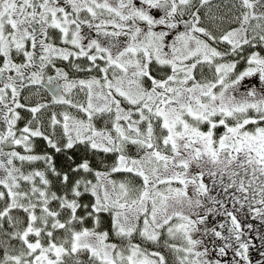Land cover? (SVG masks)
<instances>
[{
	"label": "snow or ice",
	"instance_id": "obj_1",
	"mask_svg": "<svg viewBox=\"0 0 264 264\" xmlns=\"http://www.w3.org/2000/svg\"><path fill=\"white\" fill-rule=\"evenodd\" d=\"M198 3L0 0V118L7 125L0 132V186L6 190L0 191V222L7 219L12 231L5 235L20 245H3L0 264H170V258L172 264H250L252 241L242 238L236 213L246 208L252 219L264 222V54L255 50H264V11H254L257 5L264 9V2L234 0L238 27L219 34L202 26L200 8L209 0ZM84 26L96 38L82 34ZM49 29L58 30L66 47L46 42ZM28 41L33 49L39 44L38 65ZM13 52L24 62L14 63ZM56 60L90 75L69 79ZM49 67L55 76L45 81ZM13 71L16 77H5ZM253 78L258 86L245 87ZM25 81L44 84L52 103L68 105L86 119L65 111L61 121L53 113L52 135L62 127L58 139L33 121L17 129L15 109L24 107L17 84L26 87ZM76 89L85 102L70 98ZM45 107L27 110L35 120ZM104 115L105 127L97 128L94 118ZM37 137L55 153L79 144L115 158L109 169L95 171V182L72 180L70 173H93L88 160L61 175L52 155L31 154ZM130 145L135 156L127 154ZM21 146L25 154L16 150ZM39 160L46 171L22 170ZM46 172L57 178L59 191L52 190ZM116 173L130 176L116 180ZM206 178L222 189L223 201L211 195ZM13 210L24 217L13 216ZM213 216L225 221L208 227Z\"/></svg>",
	"mask_w": 264,
	"mask_h": 264
},
{
	"label": "flooded vegetation",
	"instance_id": "obj_2",
	"mask_svg": "<svg viewBox=\"0 0 264 264\" xmlns=\"http://www.w3.org/2000/svg\"><path fill=\"white\" fill-rule=\"evenodd\" d=\"M58 2H59V0H58ZM195 2L197 4V7H199L198 0H195ZM262 2H264V0H262ZM137 3H138V0H137ZM233 3H234V0H209L208 4H206L202 8H200L199 14L201 16L202 26L210 27L211 29L215 30L217 32V34H219V32L223 29H230V28L238 27V24L233 22L234 15L236 14L235 9L232 8ZM254 11H264V9L259 8V6L257 5V7L254 9ZM153 13L156 16H158V14L162 15V13L159 12L158 10H153ZM185 19H188V17L186 16ZM157 30H159V29H157ZM89 33L91 35H93L95 32L92 31ZM39 38H42V37H39ZM31 45H32L31 41L26 42V49L28 51H31L34 53V59L36 60V64L38 65L40 63L38 56H39V54H41V49L39 47V44H37L35 49H33ZM255 50L262 51V54H264V50H261L259 48L255 49ZM248 51L250 52V51H252V49H248ZM12 55H13V62L14 63L19 64V63L24 62V57L22 55L17 56L15 54V52H13ZM76 63H80L79 60L76 61ZM2 65H3V58L0 57V66H2ZM240 67L242 68L243 64H241ZM34 70H37L35 66L31 70H28V72L34 71ZM207 70L208 69L205 67L204 71H207ZM28 72H26V74H28ZM77 73L78 72L70 70V74L73 76H75ZM205 74L208 76L211 75L210 72L205 73ZM9 75L16 77V73L14 71L5 73V77L9 76ZM46 80H47V78L45 79V81ZM17 81H18V78H17ZM25 84L27 85L26 87L20 86L19 83L17 84L18 93H19L17 100L21 105H24V107L15 109V111L18 112L20 115V119L17 121V125H16L17 129L23 128L25 125H27L28 121L32 117V113L29 112L27 109L30 108V102H31L30 92L33 89L37 90L38 92H40V91L43 92L42 94H40V96L42 98V103L39 105H47V107L42 108L41 111L47 110V108L51 106L55 110L53 113L57 114V113H59L58 111H60V108H64V106H67V105H58V104L52 103V96L50 95L47 87L44 84L31 85V84H28L27 81H25ZM244 84H245V87L251 86V85L258 86V79L253 78L251 80H246L244 82ZM2 86H3V84L0 83V87H2ZM241 90L243 91L244 88H242ZM7 92H8V103L10 106H13L12 101H11V89H8ZM70 98L73 101L75 100V91L73 92V95ZM3 111H4V109L2 108V106H0V113H2ZM53 113H49V112L44 113L42 115V117L40 118L41 121L35 126V127L39 126L45 135H52L53 130L50 127V120H51V116ZM70 115H72V114H70ZM83 119H86V117H83ZM59 120L62 121L61 116H60ZM93 122L97 128H103L102 126L97 125L96 121H93ZM6 130H7V125L3 121V119L0 118V132H6ZM17 135H19V132H17ZM61 136H62V127L57 126V128L55 130V135H52V138L58 139ZM10 150L11 149L8 146H4L5 152L10 151ZM16 150L19 151L21 154H25L22 146L18 147ZM76 153L77 152L74 150V148L71 150H67V152L55 153V151L53 149H51L47 146V142L45 140H43L42 138L37 137V138L32 139V152H31V154L40 155V156H43L46 154L52 155L53 160H54L55 165H56V168L58 171L61 172V175H63L64 172L70 173V169L69 168L64 169V168L60 167V163H59L60 159H62L63 157H66L68 159V157L72 155L71 156L72 159L71 160L68 159L69 160L68 165L75 167L78 164V163H76V161H74L75 158H73L76 155ZM16 164L18 167L20 166L19 161H17ZM58 165H59V168H58ZM22 170L25 171L26 173L33 171V170L46 171L44 162L42 160L35 161L32 164H25L24 168ZM82 173L83 172H81L79 174L70 173L71 179L75 180V179L82 178L83 177L81 175ZM0 175H3V173L0 172ZM46 176L48 177V179L50 181H52V183L57 182V178L54 177L50 172H46ZM205 182L208 184L209 188L213 189L211 192V195H214L217 197V199H220L223 201L225 198V194L223 193V191L219 187V185H217L215 188H213L211 181L208 180L207 178H206ZM0 187H1L0 189L2 190L3 189L2 186H0ZM230 191H234V190H230ZM236 195H240V194L236 193ZM227 207L230 210L232 209V204L230 201L227 203ZM238 220L241 222V220L239 218H238ZM224 221H225V217H223V216H213V217L209 218V221L207 222V226L208 227H214V226H216L219 223L224 222ZM243 231L245 232V236L242 238L245 240H252V238L248 237L250 235V233H248L247 230H245L244 228H243ZM225 234H227V233L225 232ZM251 246H254V244L252 243ZM251 246L249 249V260L251 259L250 257L252 256L250 254V252L252 250ZM231 257H232V254L229 253L228 259H231Z\"/></svg>",
	"mask_w": 264,
	"mask_h": 264
},
{
	"label": "trees",
	"instance_id": "obj_3",
	"mask_svg": "<svg viewBox=\"0 0 264 264\" xmlns=\"http://www.w3.org/2000/svg\"><path fill=\"white\" fill-rule=\"evenodd\" d=\"M107 120H99L98 124L99 125H105V122ZM109 126V125H108ZM74 150L77 152L76 155L73 157L75 158L74 161H76V163H81L84 159H87L89 162L90 167L94 170V171H98L101 169H105L108 168L112 165L113 161H114V154H105L102 152H93L91 150H86L84 145H79L77 144L74 147ZM129 152L131 153H135L136 149L132 146H129L128 149ZM72 156V155H71ZM60 163V167L64 168V169H68L69 168V160L66 157H63L62 159H60L59 161ZM59 168V165H58ZM83 176V178H88L90 179L91 176L88 173H82L81 174ZM135 183L139 184L141 183V181L139 180V178H135ZM59 184L57 182H53L52 183V190L53 191H59ZM3 191L6 192V190L4 189ZM88 199H90V197H87ZM53 207H55V203H53L52 205ZM3 207V201H0V209H2ZM236 207H239V205H237ZM247 209L245 208L244 211L238 212L236 213L237 218H239L241 220V224L242 227L247 230L248 233H250V235L248 236L249 238H252V243L254 244V246H251V252L250 254L252 255L250 258V264H264V256L261 255L262 252H264V240L261 239V237H264V222H261L259 219H252V215L246 214ZM13 216L16 217H20L23 218L24 214L22 212H19L18 210H13L12 212ZM90 221L87 222V224ZM3 224V227L0 228V257L3 256V245H6L8 243H10L14 248L19 249L20 245H19V241H9V238L7 235H5L6 232H11L12 229L9 227L7 219L5 218V220L3 222H0ZM248 225H251V228L247 227ZM231 254V252H230ZM83 260H87V256L84 255L82 256Z\"/></svg>",
	"mask_w": 264,
	"mask_h": 264
},
{
	"label": "rangeland",
	"instance_id": "obj_4",
	"mask_svg": "<svg viewBox=\"0 0 264 264\" xmlns=\"http://www.w3.org/2000/svg\"><path fill=\"white\" fill-rule=\"evenodd\" d=\"M203 71H204V69H203ZM204 72L205 73H208L209 71L207 70V71H204ZM93 74L95 75V73H93ZM153 74L155 75V73H153ZM196 76H197L198 79L200 78V70L199 69H197V71H196ZM209 76H211V75H209ZM42 93H43L42 91L38 92L37 90H34V89L30 92V96H31L30 107H35V106H37V105H39V104L42 103V98L40 96V94H42ZM78 95H82V92H80ZM75 99L77 101H80V100L82 101L83 100V98L81 96H79L78 98H75ZM74 102H76V101L74 100ZM54 111L55 110L53 109V107L50 106V107L47 108V110H42L41 112H39L36 115V119L35 120H33V116H32L29 121H33V125L32 126L35 127L41 121L40 118L42 117V115L44 113H46V112L53 113ZM65 111H67L69 114H72L73 116H77V117H79V114H80L74 108H71V107L70 108H65L64 107V108H60V111H58L59 113L56 114L57 115V118L60 119V116H62L61 113L65 112ZM106 116L107 115H105L104 118H106ZM107 119H108V117H107ZM132 147H134V146H132ZM90 176H91L92 180H94V177H95L94 176V173L90 174ZM121 176H122V180H123V179L128 178L130 176V174H126V173H116V174H113V177L112 178L113 179H116V177H118L120 179ZM37 183H38V178H37ZM3 190L4 189H2V190L0 189V191H3ZM162 245H163V238L161 240V248L159 250H163ZM148 247L150 249H153V250H155V248H156V246H153V245H148ZM170 264H172L171 258H170Z\"/></svg>",
	"mask_w": 264,
	"mask_h": 264
},
{
	"label": "crops",
	"instance_id": "obj_5",
	"mask_svg": "<svg viewBox=\"0 0 264 264\" xmlns=\"http://www.w3.org/2000/svg\"><path fill=\"white\" fill-rule=\"evenodd\" d=\"M153 14H154V13H153ZM158 16H160V14H158ZM158 16H157V17H158ZM82 34H86L87 36H90V37H92V38H96V36L94 35L95 33H94L93 35L88 34V33H87V30H86L85 28H83ZM57 35L60 36L58 30H57ZM51 43H54V44H56V45L59 46V47H63V46H65V45H62L60 42H59V43H58V42H51ZM84 43H87V40H85ZM84 74H85V73H84ZM109 168H110V167H109ZM109 168L101 169V170H98V171H105V170H107V169H109ZM116 180H122V176H121L120 179H119L118 177H116ZM93 182H95V177H94ZM90 222H91V221H90Z\"/></svg>",
	"mask_w": 264,
	"mask_h": 264
},
{
	"label": "water",
	"instance_id": "obj_6",
	"mask_svg": "<svg viewBox=\"0 0 264 264\" xmlns=\"http://www.w3.org/2000/svg\"><path fill=\"white\" fill-rule=\"evenodd\" d=\"M70 79V78H69ZM61 83H62V81H61Z\"/></svg>",
	"mask_w": 264,
	"mask_h": 264
}]
</instances>
